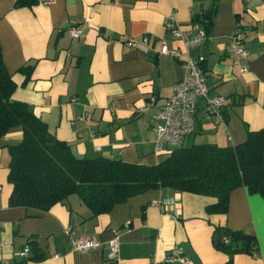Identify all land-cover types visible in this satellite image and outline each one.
<instances>
[{
	"label": "crops",
	"instance_id": "0c3cea01",
	"mask_svg": "<svg viewBox=\"0 0 264 264\" xmlns=\"http://www.w3.org/2000/svg\"><path fill=\"white\" fill-rule=\"evenodd\" d=\"M19 1L0 0V49L15 84L11 97L75 156L159 162L155 114L190 56L204 57L209 94L225 102L222 121L197 111L192 134L181 144H234L247 129L264 127V0ZM192 23H205L208 31L186 47L173 30L193 33ZM72 27L81 30L79 37L69 35ZM236 30L243 35L241 58L226 47ZM162 44L179 54L159 52ZM21 138L19 127L0 137V264H264V201L243 187L232 190L225 214L205 212L212 197L167 187L98 214L75 193L45 211L10 205L8 147ZM214 226L254 233L257 255L216 249ZM83 236L97 244L73 248ZM113 237L118 252L109 262ZM25 246L26 254H19ZM174 246L182 256L167 261Z\"/></svg>",
	"mask_w": 264,
	"mask_h": 264
},
{
	"label": "trees",
	"instance_id": "16d2710c",
	"mask_svg": "<svg viewBox=\"0 0 264 264\" xmlns=\"http://www.w3.org/2000/svg\"><path fill=\"white\" fill-rule=\"evenodd\" d=\"M204 29L208 31L205 23ZM203 59L202 56L200 66L204 74ZM14 87L0 49V137L15 127L22 132L21 140L8 147L10 205L45 211L75 193L93 214H98L132 195L159 187L214 198L204 207L207 214H225L230 193L237 187L258 194L264 201V127L247 129L244 139L234 144H181L192 134V128L176 144L164 145L162 151L155 150L154 142L153 152L164 154L154 164L125 163L118 157H77L64 142L48 133L23 101L11 97ZM199 106L193 124L197 111L207 119L222 121V105L219 119L207 115L205 105ZM211 238L215 248L228 256L236 253L255 256L259 250L256 235L240 229L214 226Z\"/></svg>",
	"mask_w": 264,
	"mask_h": 264
},
{
	"label": "built area",
	"instance_id": "2783aa9c",
	"mask_svg": "<svg viewBox=\"0 0 264 264\" xmlns=\"http://www.w3.org/2000/svg\"><path fill=\"white\" fill-rule=\"evenodd\" d=\"M193 33L189 31L174 29L173 34L180 38L186 47L196 45L204 40L206 32L204 27L197 23H192L189 26ZM68 33L71 37H79L81 30L78 28H70ZM243 35L237 31L232 35L230 41L227 42V47L231 48L238 58L245 56V49L243 47ZM161 53H169L177 56L179 52L176 49H169L162 44L159 48ZM202 56H190L186 60V72L178 79L172 87L171 94L165 99L159 110L155 114L157 120L155 131V150L162 151L164 145H174L181 137L189 134L193 128V115L198 107V99L204 101L207 115L219 119V107L223 103V96H210L208 94V87L205 83L204 74L202 72L200 61ZM245 70L241 66L240 71ZM97 244L94 238L79 237L72 241L73 248L86 251L90 247ZM28 248L25 246L19 252L25 255ZM118 241L113 237L109 241V251L107 252V260L114 262L117 258ZM182 256V249L179 246H174L171 249V254L166 258L171 261L174 258Z\"/></svg>",
	"mask_w": 264,
	"mask_h": 264
},
{
	"label": "water",
	"instance_id": "95a60500",
	"mask_svg": "<svg viewBox=\"0 0 264 264\" xmlns=\"http://www.w3.org/2000/svg\"><path fill=\"white\" fill-rule=\"evenodd\" d=\"M198 104L200 105L199 107L200 108H203L204 107V101L203 100H201V99H198Z\"/></svg>",
	"mask_w": 264,
	"mask_h": 264
},
{
	"label": "rangeland",
	"instance_id": "374dc122",
	"mask_svg": "<svg viewBox=\"0 0 264 264\" xmlns=\"http://www.w3.org/2000/svg\"><path fill=\"white\" fill-rule=\"evenodd\" d=\"M160 159L164 157V154H159Z\"/></svg>",
	"mask_w": 264,
	"mask_h": 264
}]
</instances>
